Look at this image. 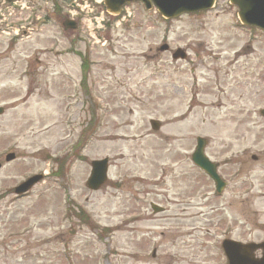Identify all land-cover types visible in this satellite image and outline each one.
<instances>
[{"label":"rangeland","instance_id":"374dc122","mask_svg":"<svg viewBox=\"0 0 264 264\" xmlns=\"http://www.w3.org/2000/svg\"><path fill=\"white\" fill-rule=\"evenodd\" d=\"M68 5L24 36L36 21L15 23L24 19L0 5L1 28L19 30L0 36V152L65 161L29 201H0V264H226L223 240L264 242V32L241 26L228 0L171 21L134 4L120 29L107 19L106 45L89 52L80 29L61 28ZM164 42L187 59L159 53ZM74 49L91 61L87 93ZM197 137L228 182L221 197L189 161ZM104 158L108 181L89 192V164ZM22 175L5 167L0 193Z\"/></svg>","mask_w":264,"mask_h":264},{"label":"water","instance_id":"95a60500","mask_svg":"<svg viewBox=\"0 0 264 264\" xmlns=\"http://www.w3.org/2000/svg\"><path fill=\"white\" fill-rule=\"evenodd\" d=\"M12 2L14 0H5ZM215 0H103L106 11L112 15H118L120 8L129 3L141 2L147 10L152 5L164 19H172L181 14L197 13L207 11L212 8ZM230 5L237 8V17L240 23L246 27H254L264 31V0H228ZM71 27L74 24L68 22ZM178 56H173L176 59ZM182 59L184 56H180ZM264 117V110L260 111ZM152 129L156 130L157 126L152 123ZM205 141L197 139L196 149L191 156V161L195 166L204 171L206 175L214 182L217 191L222 188L219 178L216 176V166L211 164L203 154ZM106 160L95 161L91 163V172L87 180L86 187L89 190L96 191L106 181ZM154 213L159 209L151 205ZM222 250L226 256L228 264H264V244H246L225 241L222 243ZM262 250L261 258L255 259L253 252Z\"/></svg>","mask_w":264,"mask_h":264},{"label":"flooded vegetation","instance_id":"af4514ba","mask_svg":"<svg viewBox=\"0 0 264 264\" xmlns=\"http://www.w3.org/2000/svg\"><path fill=\"white\" fill-rule=\"evenodd\" d=\"M28 76L30 77V73H28ZM94 124H95L94 113L91 112V118H88V122H87L89 129H91L94 126ZM9 153L13 154L12 160L6 161L5 157ZM29 158H27V159H29ZM32 160L36 164L31 165L28 162L21 164V162H23V161L25 162V160L23 157L20 156V152H18L17 149L16 150L14 149V151H8L6 153H4L3 150H1V152H0V172L2 170H4V168L7 166H11L12 168H15L16 166L21 165V171H22L23 175L20 177H17L18 179H20V181L14 183L12 188L5 190V191L0 193V201L6 199L8 197H10L9 198L10 205H12L14 203H19V202H22L25 200L29 201V199L32 196L33 191L37 188L38 185H35L31 190H29L27 192L16 193V189H18L20 187V185H22L26 180H28L29 178L34 177V176H42V174H43V180H45V170H46V156H45V154H43V151H41V152L36 151ZM30 166H33V167L31 168Z\"/></svg>","mask_w":264,"mask_h":264}]
</instances>
